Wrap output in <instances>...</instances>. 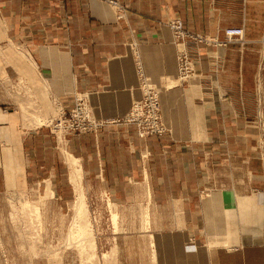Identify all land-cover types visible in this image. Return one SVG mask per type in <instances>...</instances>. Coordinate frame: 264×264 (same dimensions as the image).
Returning <instances> with one entry per match:
<instances>
[{
	"label": "crops",
	"instance_id": "1",
	"mask_svg": "<svg viewBox=\"0 0 264 264\" xmlns=\"http://www.w3.org/2000/svg\"><path fill=\"white\" fill-rule=\"evenodd\" d=\"M112 2L0 0V51L35 106L27 121L24 105L0 101V193L32 182L70 204L77 191L60 139L24 124L84 96L106 122L63 134L83 194L98 186L117 204L147 205L157 264H264V0ZM174 18L219 39L243 27L245 41L188 42L194 72L182 83ZM144 78L161 90L162 135L122 121Z\"/></svg>",
	"mask_w": 264,
	"mask_h": 264
},
{
	"label": "rangeland",
	"instance_id": "2",
	"mask_svg": "<svg viewBox=\"0 0 264 264\" xmlns=\"http://www.w3.org/2000/svg\"><path fill=\"white\" fill-rule=\"evenodd\" d=\"M168 26L177 45L178 76L182 83L188 82L194 72L193 62L187 51L188 42L226 45L245 41V38L229 41L226 35L224 39H219L199 34L188 29L180 18L171 19ZM263 38L264 35L261 39L264 45ZM1 60L10 69L6 68L7 73L5 67H0V101L8 100L9 107L16 104L23 109L24 105L26 113H23V117L29 121V117L34 114V101L24 82L15 76L10 57L0 51ZM140 86L142 96L132 103L122 121L134 124L141 137L162 135L166 128L162 119L161 90L147 78L142 80ZM152 98L160 103L158 123L146 113L150 110L148 103ZM143 103L146 106L141 111L140 105L139 114L136 107ZM73 110L81 112L78 117H73ZM39 118L37 123L26 122L24 126L30 128L44 123L60 139L63 153L71 164L77 195L71 197L68 205L67 199L62 201L63 199L50 194L51 190L46 185L37 184L33 188L30 181L23 189H8L0 193V264H157L154 245H151L148 236L144 234L145 230H149V226H144L149 217L147 205H131V200L117 204L98 186L93 191L95 194H83L78 162L64 148L63 134L97 133L106 121L95 117L84 96L78 98L72 109L61 111L48 121ZM72 118L78 120L77 127L70 126L68 120ZM64 121L67 123L63 124ZM145 126L149 128L145 130ZM37 187L46 188L45 194L38 193L40 191ZM64 202L67 205L65 211H62L59 203ZM79 203L85 204L84 208ZM78 205L82 208V215L77 211L80 210Z\"/></svg>",
	"mask_w": 264,
	"mask_h": 264
},
{
	"label": "built area",
	"instance_id": "3",
	"mask_svg": "<svg viewBox=\"0 0 264 264\" xmlns=\"http://www.w3.org/2000/svg\"><path fill=\"white\" fill-rule=\"evenodd\" d=\"M182 26V24H181ZM177 27V26H176ZM225 35L227 37V39L229 41H234V40H242L244 38V29L242 27H238V26H231V27H227L225 29ZM264 41V38H263ZM140 105H141V111L143 110V106H146L145 103L143 104H138V106L136 107V111L139 112L140 114ZM150 110L146 113H148L149 118L152 120L154 119L157 123H158V116H159V110H160V103L159 101H157L156 99H153L148 103ZM73 117H78L79 114L81 113L80 111L77 110H73ZM138 114V115H139ZM70 121V126H74L77 127L78 125V120L76 118H72V120H68ZM67 122H63V124H66ZM83 128V126H81ZM148 126H145V130L148 129Z\"/></svg>",
	"mask_w": 264,
	"mask_h": 264
},
{
	"label": "bare ground",
	"instance_id": "4",
	"mask_svg": "<svg viewBox=\"0 0 264 264\" xmlns=\"http://www.w3.org/2000/svg\"><path fill=\"white\" fill-rule=\"evenodd\" d=\"M24 50V49H23ZM22 50V51H23ZM26 53V52H25ZM27 88V87H26ZM29 88V87H28ZM28 92V91H27ZM30 93V92H29ZM32 94V93H31ZM30 94V95H31ZM31 98V97H30ZM38 103V102H37ZM37 105V104H36ZM38 108V107H37ZM26 113V112H25ZM39 119H41V118H39ZM37 120V119H36ZM42 120V119H41ZM44 120V119H43ZM41 122V121H40ZM80 196H83V195H80ZM84 197V196H83ZM81 198V197H80ZM78 199H79V196H78ZM82 200H83V198H82ZM84 202H85V200H84ZM83 201H81V203H84ZM78 203V201L75 203V204H77ZM81 203H79V204H81ZM86 203V202H85ZM83 205V208H84V205L85 204H81V206ZM81 206L79 207V205H78V208H80V210L79 209H77V211H78V213H79V211H80V214H81ZM86 208V207H85ZM36 210V209H35ZM83 210H85V209H83ZM86 211H84V213H85ZM83 214V213H82ZM81 214V215H82ZM115 214V213H114ZM84 216V215H83ZM78 218V217H77ZM114 218H116L115 216H114ZM81 221V220H80ZM76 225V224H75ZM89 225V224H88ZM88 225H86L87 227H88ZM78 226V225H77ZM79 227V226H78ZM84 228V227H83ZM89 228V227H88ZM77 231H80V229L79 230H77ZM77 231H76V233H77ZM84 231V230H83ZM75 233V232H74ZM82 233V232H81ZM82 234H85V233H82Z\"/></svg>",
	"mask_w": 264,
	"mask_h": 264
}]
</instances>
